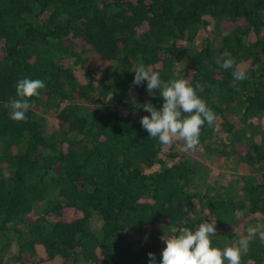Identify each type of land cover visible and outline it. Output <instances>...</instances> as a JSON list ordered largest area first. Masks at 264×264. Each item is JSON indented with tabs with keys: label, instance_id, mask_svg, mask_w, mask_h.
<instances>
[{
	"label": "trees",
	"instance_id": "16d2710c",
	"mask_svg": "<svg viewBox=\"0 0 264 264\" xmlns=\"http://www.w3.org/2000/svg\"><path fill=\"white\" fill-rule=\"evenodd\" d=\"M140 63L204 85L216 120L196 149L142 128L163 100L132 84ZM22 78L46 87L14 121ZM206 158L246 176L200 190ZM213 217L220 249L264 224V0H0V264H160L162 236ZM241 264H264L258 236Z\"/></svg>",
	"mask_w": 264,
	"mask_h": 264
},
{
	"label": "clouds",
	"instance_id": "9594fccd",
	"mask_svg": "<svg viewBox=\"0 0 264 264\" xmlns=\"http://www.w3.org/2000/svg\"><path fill=\"white\" fill-rule=\"evenodd\" d=\"M223 69L232 70L233 81L241 82L247 79L246 69L237 64L231 53L225 51L216 61ZM135 73L132 84L135 86L147 82L146 91L150 96L156 92L163 100L158 109L151 102L143 104V109L151 115H145L140 123L149 133V137L158 138L164 146L171 145L175 140L184 142L183 151L194 150L199 145L201 128L207 122L212 127L216 115L208 107L206 101L198 95L204 85L199 81L192 85L186 78L162 80L153 66L140 63L133 70ZM46 84L40 79L22 78L16 83V96L5 105L9 109V117L14 121L26 119V113L31 107L28 98L38 97L39 90ZM237 218L244 212L237 209L234 213ZM216 219L199 223L195 230L188 227L179 229L177 235L161 239L166 243L162 250L160 264H241L242 254H246L249 243L256 236L264 242V224L257 223L247 229V234L240 237L232 246L220 249L212 246L211 237L216 235ZM149 264H156L154 253L149 252Z\"/></svg>",
	"mask_w": 264,
	"mask_h": 264
},
{
	"label": "rangeland",
	"instance_id": "374dc122",
	"mask_svg": "<svg viewBox=\"0 0 264 264\" xmlns=\"http://www.w3.org/2000/svg\"><path fill=\"white\" fill-rule=\"evenodd\" d=\"M39 111V110H38ZM48 120V125L50 126L52 120L49 116L46 117ZM199 159L201 157L199 155H196ZM208 163L211 165V171L210 173L205 175V181L204 184L199 188L200 190L203 189L207 183H212V182H218L216 185L224 188H231V187H238L239 180L243 179L246 175L241 167H235V168H229L231 166V163H229V167L221 166L220 162H215L214 159H207ZM197 183V180H195ZM202 184V183H201ZM200 184V185H201ZM194 189L193 187H191ZM41 203H37L34 207L35 210L39 212ZM95 222H92V224ZM244 233L247 234V229L245 228ZM16 246L14 244L11 245L9 251L7 252V256L10 257L12 256L13 253H15ZM60 262V261H59ZM42 264H49L47 261H42ZM55 264V263H53Z\"/></svg>",
	"mask_w": 264,
	"mask_h": 264
}]
</instances>
